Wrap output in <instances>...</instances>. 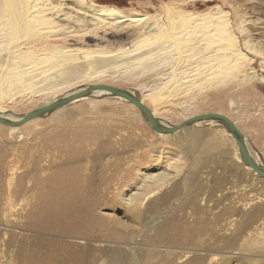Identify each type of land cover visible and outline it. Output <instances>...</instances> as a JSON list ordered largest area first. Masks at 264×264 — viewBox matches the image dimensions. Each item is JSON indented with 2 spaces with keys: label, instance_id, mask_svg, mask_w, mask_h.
<instances>
[{
  "label": "rangeland",
  "instance_id": "rangeland-1",
  "mask_svg": "<svg viewBox=\"0 0 264 264\" xmlns=\"http://www.w3.org/2000/svg\"><path fill=\"white\" fill-rule=\"evenodd\" d=\"M95 2L150 16L169 6L171 16L209 18L219 5L236 31L244 29L240 41L248 35L264 49V0ZM134 25L89 43L114 53ZM262 61L256 55L248 71L223 85L210 81L176 96L163 69L139 67L100 82L151 93L147 107L173 124L222 113L264 163V83L243 78L264 68ZM42 100L12 109L26 113ZM130 104L88 97L17 127L0 123V264H264V178L240 159L232 137L218 132L216 121L161 137Z\"/></svg>",
  "mask_w": 264,
  "mask_h": 264
},
{
  "label": "bare ground",
  "instance_id": "bare-ground-1",
  "mask_svg": "<svg viewBox=\"0 0 264 264\" xmlns=\"http://www.w3.org/2000/svg\"><path fill=\"white\" fill-rule=\"evenodd\" d=\"M162 9L161 16H150L101 6L95 0H0V117L19 119L21 114L12 109L17 104L36 98L44 99L38 107L48 105L87 85L104 83L100 82L102 77L117 80L126 76V70L139 67L148 71L163 69L159 74L167 79L170 95H175L210 81L222 84L235 73L250 69L256 55L264 56V49L257 51L248 35L240 41L237 32L243 33L244 29L236 31L227 18L228 12L219 5L217 15L211 18L191 11L171 16L169 6ZM134 24H139L137 30L126 32L124 42L114 53L96 52L89 43L100 34H123ZM181 65L185 68L179 70ZM243 74L248 82L264 83L263 67L251 75ZM127 90L143 104L145 98L154 99L151 93L144 97ZM103 95L109 94L95 90L85 98ZM150 111L162 125H175L155 108ZM204 121H216L218 132L232 137L217 120ZM250 153L258 164L264 165Z\"/></svg>",
  "mask_w": 264,
  "mask_h": 264
},
{
  "label": "water",
  "instance_id": "water-1",
  "mask_svg": "<svg viewBox=\"0 0 264 264\" xmlns=\"http://www.w3.org/2000/svg\"><path fill=\"white\" fill-rule=\"evenodd\" d=\"M95 90H102L111 96H117L123 98L124 100L135 105L142 114V116L144 117V119L146 120V122L150 125V127L155 132L160 134L174 133L182 128H185L192 124L202 122L208 119L217 120V122L223 124V127L230 133V135L234 139L239 151V155L244 161V163L248 167H250L253 172L257 173V175L264 178V165L258 164L256 160H254L248 149V144L245 140L243 133L234 123V121H232V119H230L226 115L218 112H206V113L194 115L192 117L184 119L183 121L175 125H170L169 127L168 126L166 127L159 122L160 121L159 119L155 118L152 115L150 109L145 104H143L137 96L131 94L127 89H123L121 87H117L110 84L98 83V84L87 85L82 89H79L73 93H69L65 97H62L60 99L51 102L48 105H44L36 109H33L28 113L21 114L20 115L21 117L19 119H16L17 118L16 117L15 119L8 120L6 118L0 117V123L11 127L20 126L31 119L40 117L42 115H45L46 113L53 112L56 109H59L71 103L74 100L85 98Z\"/></svg>",
  "mask_w": 264,
  "mask_h": 264
}]
</instances>
